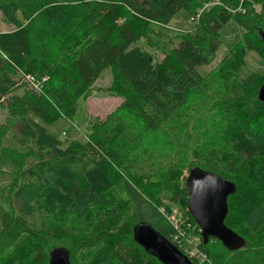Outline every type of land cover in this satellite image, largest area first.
Instances as JSON below:
<instances>
[{
  "label": "trees",
  "instance_id": "1",
  "mask_svg": "<svg viewBox=\"0 0 264 264\" xmlns=\"http://www.w3.org/2000/svg\"><path fill=\"white\" fill-rule=\"evenodd\" d=\"M210 1L0 0L16 25L0 33V161L16 170L0 172V264H49L53 250L44 252L43 235L72 240L60 247L71 264H162L135 241L141 223L193 264H264V144L257 142L264 136V76L237 81L249 50L264 60V0H215L219 6L207 11ZM180 11L203 14L195 31L160 47L158 60L148 51L151 37ZM231 20L244 37L203 77L198 68L214 62ZM107 69V91L121 106L91 124L85 143L64 146L39 121H72L77 100ZM184 168L235 184L225 225L243 238L242 249L203 243L188 211L187 178L180 183L177 175ZM146 179L187 210V221L137 220L135 203L122 193L130 185L148 197ZM149 198L161 209L158 196ZM43 217L53 223L38 221Z\"/></svg>",
  "mask_w": 264,
  "mask_h": 264
},
{
  "label": "rangeland",
  "instance_id": "2",
  "mask_svg": "<svg viewBox=\"0 0 264 264\" xmlns=\"http://www.w3.org/2000/svg\"><path fill=\"white\" fill-rule=\"evenodd\" d=\"M218 4L219 2L214 0L206 3L204 7L208 11L209 9L211 10L213 7H216ZM257 9L259 10V8ZM203 11H199L200 13L194 17L197 18L195 20H192V17H190L185 11H180L173 18L165 31L162 32L156 30L155 35L151 37V46L148 47V51L152 54H155L158 60L161 59L163 56L161 54L160 47H162L164 44L171 43L185 32L195 31L200 15L203 14ZM234 12L235 11H233V13ZM15 26L16 25L9 23L5 19L3 13L0 11V33L12 32L16 30ZM244 34V30L235 20L229 21L223 27L220 33L222 45L217 53L216 59L211 65L199 67L198 72L203 77H206L209 75V73H212L218 64L229 53L232 44L240 42L243 39ZM254 73L264 76V60L257 52L249 50L247 52L246 64L237 74V81L243 82ZM103 75L104 76L102 78L97 80L88 97L82 96L77 100L78 110L72 121L60 119L53 124H45L39 121V123L46 128L47 133L55 138L60 139L64 143V146H68L75 141L85 143L91 131V124L97 119H105L110 113L114 112L121 106L123 99L114 97L107 91L112 81L110 70L107 69ZM4 117L5 113L0 110L1 122L4 121ZM257 142L264 144V136H259ZM154 154L157 159H160V157L163 156L162 152L158 150H154ZM188 158V161L190 162L192 155H190ZM163 164L164 163L162 162V165ZM187 170L188 169L184 168L178 171L177 175L179 177L180 183L184 182L188 177L189 172ZM2 171L11 174L15 173L16 170L9 162L0 161V172ZM143 185L148 191V197L147 195H144V193H142L138 187L130 185H127L122 193L124 197L131 199L135 203L134 212L139 222L147 220L153 223H158L161 222V220L168 219L170 222L174 221L176 224H181L187 221V210L183 206L173 201L171 195L165 192L158 193V191L154 189L153 185L150 184L148 179L143 181ZM155 196H158L159 201L162 203L160 207L161 209H158V211L150 202L151 198H149H155ZM166 208L169 209L166 210ZM93 215L94 212L86 217L84 220L85 224L93 218ZM38 221L53 223V219L47 217L40 218ZM186 226L188 229L192 228L191 224L188 222ZM188 237L195 238L194 236ZM38 241H40L42 244L43 250L47 255L56 248H69L72 245L71 239H53L45 235L39 237ZM186 244L189 245L187 250L191 251L190 253L192 254H196L194 249L195 246H193V244L190 245L188 241H186ZM186 244L183 245V248H185Z\"/></svg>",
  "mask_w": 264,
  "mask_h": 264
},
{
  "label": "water",
  "instance_id": "3",
  "mask_svg": "<svg viewBox=\"0 0 264 264\" xmlns=\"http://www.w3.org/2000/svg\"><path fill=\"white\" fill-rule=\"evenodd\" d=\"M264 102V85L259 91ZM186 186L188 190V211L199 227L203 243L217 240L230 251L245 246L243 238L225 225L229 214L228 199L236 193L235 184L219 175L194 169L190 171ZM135 241L162 264H193L190 258L171 244L151 225L141 223L134 229ZM49 264H71L68 250L57 248L49 254Z\"/></svg>",
  "mask_w": 264,
  "mask_h": 264
},
{
  "label": "built area",
  "instance_id": "4",
  "mask_svg": "<svg viewBox=\"0 0 264 264\" xmlns=\"http://www.w3.org/2000/svg\"><path fill=\"white\" fill-rule=\"evenodd\" d=\"M194 17H195V16H193V17H192V20H195V19H197V18H194ZM174 220H175V219H174ZM172 222H173V224H174L176 227H178V226H179V224H176L174 221H172ZM193 255H194V254H192V253H191V256H193Z\"/></svg>",
  "mask_w": 264,
  "mask_h": 264
}]
</instances>
